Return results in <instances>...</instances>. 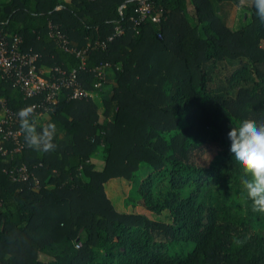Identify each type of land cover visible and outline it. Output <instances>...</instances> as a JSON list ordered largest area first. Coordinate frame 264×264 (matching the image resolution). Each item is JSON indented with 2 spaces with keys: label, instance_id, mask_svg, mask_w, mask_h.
<instances>
[{
  "label": "trees",
  "instance_id": "obj_1",
  "mask_svg": "<svg viewBox=\"0 0 264 264\" xmlns=\"http://www.w3.org/2000/svg\"><path fill=\"white\" fill-rule=\"evenodd\" d=\"M152 1L134 25L135 0H0L47 80L76 69L99 97L26 98L0 70L20 133L0 135V264H264V0ZM138 171L121 209L110 185Z\"/></svg>",
  "mask_w": 264,
  "mask_h": 264
},
{
  "label": "built area",
  "instance_id": "obj_2",
  "mask_svg": "<svg viewBox=\"0 0 264 264\" xmlns=\"http://www.w3.org/2000/svg\"><path fill=\"white\" fill-rule=\"evenodd\" d=\"M135 2L138 21L132 19L134 25L145 19H149L153 23H159L161 21V10L154 8L152 0H135ZM123 33L124 29L116 26L114 34L108 40L110 41L113 37L120 36ZM54 37L58 41L65 43L64 36L60 33L56 32ZM9 39L10 36L6 35L0 28V70L13 77L15 85L19 86L26 98H31L47 91V101L54 103L62 87L71 88L70 98L72 99L90 97L78 85L76 69L71 70L67 78L62 74L61 78L57 81H49L44 77V73L36 67V55L20 52L18 46L20 39L18 37H13L12 41ZM76 56L81 59L83 66L82 53L77 52ZM16 120L17 115L10 112L4 101L0 98V135L4 141L17 140L20 133L12 128Z\"/></svg>",
  "mask_w": 264,
  "mask_h": 264
},
{
  "label": "rangeland",
  "instance_id": "obj_3",
  "mask_svg": "<svg viewBox=\"0 0 264 264\" xmlns=\"http://www.w3.org/2000/svg\"><path fill=\"white\" fill-rule=\"evenodd\" d=\"M108 90V88H107ZM91 99H93V101L97 102L99 100V97L96 96H90ZM94 158L97 162V164L100 166L103 162V160L105 159V155L104 152L101 149L96 150L95 154H94ZM145 171L140 172L138 171L135 174L133 183H134V187L129 188L126 191L127 196L125 198L124 194L122 193L124 191V187H122L123 185H118L116 182H112L111 183V187L113 188V194L111 195L113 197V200L115 202L116 205H118L119 207H121V209H129V205L134 202L137 199V194L135 192V186L137 181L144 175ZM260 177V178H259ZM259 181L261 179H264V173L259 175ZM262 187V185L260 186ZM146 214L149 215L148 212H146Z\"/></svg>",
  "mask_w": 264,
  "mask_h": 264
},
{
  "label": "crops",
  "instance_id": "obj_4",
  "mask_svg": "<svg viewBox=\"0 0 264 264\" xmlns=\"http://www.w3.org/2000/svg\"><path fill=\"white\" fill-rule=\"evenodd\" d=\"M41 72H42V73H47L48 70H46V69H41Z\"/></svg>",
  "mask_w": 264,
  "mask_h": 264
}]
</instances>
